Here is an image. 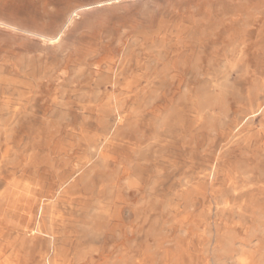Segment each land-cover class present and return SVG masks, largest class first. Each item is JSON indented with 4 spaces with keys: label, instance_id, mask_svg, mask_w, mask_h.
Segmentation results:
<instances>
[{
    "label": "bare ground",
    "instance_id": "bare-ground-1",
    "mask_svg": "<svg viewBox=\"0 0 264 264\" xmlns=\"http://www.w3.org/2000/svg\"><path fill=\"white\" fill-rule=\"evenodd\" d=\"M143 2L118 54L102 29L69 40ZM0 34L17 40L0 48V264H264V11L102 0L55 34L0 15Z\"/></svg>",
    "mask_w": 264,
    "mask_h": 264
},
{
    "label": "rangeland",
    "instance_id": "rangeland-1",
    "mask_svg": "<svg viewBox=\"0 0 264 264\" xmlns=\"http://www.w3.org/2000/svg\"><path fill=\"white\" fill-rule=\"evenodd\" d=\"M97 1L102 0H19V2L15 3L17 7L9 9V1L0 0V15L9 17L24 27L55 34L72 8ZM156 1L166 16L177 14L188 17L196 22H206L215 13H221L224 6L237 8L246 5L249 7V13L253 14V16H258L264 11V0H192L193 5L190 9H187L185 6L177 7L176 3L183 0ZM197 5L204 7L203 15H198ZM148 8V5L143 2L128 7L103 8L88 12L83 15L79 23L70 31L69 40L75 42L82 32L102 29L109 49L118 54L119 45L127 38L129 32L127 19L123 15L124 10L145 11ZM229 16L228 14L225 15V20L229 19ZM20 41L23 44L22 53L24 55L37 54L43 51V46L40 44L26 39ZM14 42H17L14 37L0 34L1 49L7 47V45L11 46Z\"/></svg>",
    "mask_w": 264,
    "mask_h": 264
}]
</instances>
